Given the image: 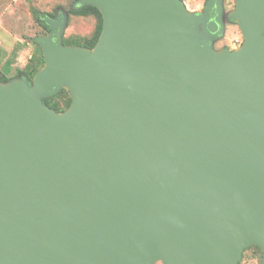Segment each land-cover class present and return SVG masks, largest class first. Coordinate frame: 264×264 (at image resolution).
I'll return each instance as SVG.
<instances>
[{
    "label": "water",
    "instance_id": "1",
    "mask_svg": "<svg viewBox=\"0 0 264 264\" xmlns=\"http://www.w3.org/2000/svg\"><path fill=\"white\" fill-rule=\"evenodd\" d=\"M235 2L236 51L224 0H78L92 49L44 16L43 68L0 81V264H264V0Z\"/></svg>",
    "mask_w": 264,
    "mask_h": 264
},
{
    "label": "rangeland",
    "instance_id": "2",
    "mask_svg": "<svg viewBox=\"0 0 264 264\" xmlns=\"http://www.w3.org/2000/svg\"><path fill=\"white\" fill-rule=\"evenodd\" d=\"M77 1L0 0V77L27 79L23 70L28 62V57L36 49L37 44L33 40L38 36L49 34L44 28V25H46L44 22L45 15L56 18L63 13L67 14L68 20L63 40L91 38L97 29L98 20L91 15L79 16L72 14ZM182 1L190 14H204L208 2V0ZM235 9V0H224L223 22L225 31L219 39L213 42L216 51H236L245 42L237 22L229 18ZM57 101L61 107H65L63 97L57 98ZM240 264H263L262 250L254 246L246 249Z\"/></svg>",
    "mask_w": 264,
    "mask_h": 264
},
{
    "label": "trees",
    "instance_id": "3",
    "mask_svg": "<svg viewBox=\"0 0 264 264\" xmlns=\"http://www.w3.org/2000/svg\"><path fill=\"white\" fill-rule=\"evenodd\" d=\"M72 14L79 15V16H90L91 15V16L96 17L98 20L97 29L91 38H87L84 40H71V39L65 40L64 39L63 43L65 45L79 46V47H84L88 49L94 48L103 30V16L101 12L99 11L98 8L94 6H86L82 10H73ZM44 28L46 29L47 32H50V28L48 26L44 25ZM44 64H45V61H44L42 50L38 45H36V49L32 55V58L28 61L27 65L25 66L23 70L25 77L30 82H32L35 75L43 68ZM9 80L10 78L8 76L0 77L1 82L5 83V82H8ZM59 97L64 98L65 107H61L60 104L58 103L57 98ZM44 102L51 109L55 110L56 112L61 113V112H64L66 109L70 108L72 104V99L69 93L67 92V90H63L57 96L50 98V99H46ZM254 247L260 249L258 246H254Z\"/></svg>",
    "mask_w": 264,
    "mask_h": 264
},
{
    "label": "crops",
    "instance_id": "4",
    "mask_svg": "<svg viewBox=\"0 0 264 264\" xmlns=\"http://www.w3.org/2000/svg\"><path fill=\"white\" fill-rule=\"evenodd\" d=\"M32 55H33V54H31V55L28 57V61L32 58ZM27 63H28V62H27ZM27 63H26V65H27ZM26 65H25V66H26ZM14 78H15V77H12V78H10V80H11V79H14Z\"/></svg>",
    "mask_w": 264,
    "mask_h": 264
}]
</instances>
